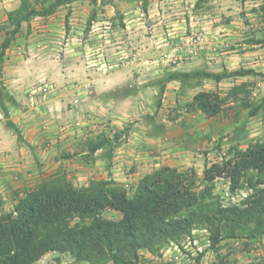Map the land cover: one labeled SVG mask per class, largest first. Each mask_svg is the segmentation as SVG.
Here are the masks:
<instances>
[{
    "label": "crops",
    "instance_id": "0c3cea01",
    "mask_svg": "<svg viewBox=\"0 0 264 264\" xmlns=\"http://www.w3.org/2000/svg\"><path fill=\"white\" fill-rule=\"evenodd\" d=\"M101 1L105 5L97 12L89 0H78L52 15L23 22L7 50V80L19 101L14 122L24 140L4 127L0 138L2 195L23 198L59 171L70 179L78 175L88 186L99 177H112L120 184L138 183L163 166L200 170L208 163L207 151L223 142L243 149L263 132L264 108L250 116L249 108L242 106L243 94L228 97L226 110L217 116L186 107L201 91L227 88L219 93L227 95L236 84L256 80V75L237 76L238 83L232 87H226L230 77L221 81L170 78L173 73L197 71L254 69L264 73V47L248 40L251 31L242 21L230 19L225 0H217V9L206 10L196 8L199 0L97 3ZM20 4L21 0H0V25ZM93 13L94 24L89 26ZM120 18L124 24L111 31L106 58L100 51L108 35L98 24ZM258 33L252 34L261 38ZM83 34L94 35L97 56L92 59L84 55L89 45ZM199 35L204 40H197ZM4 38L5 32L0 31V43ZM165 53L172 57L165 58ZM103 66L111 69L103 70ZM262 82L249 91L252 100L259 90L264 96ZM75 98H80L78 104L73 103ZM0 126H4L2 120ZM117 134L121 137L111 159L106 149L89 155L91 141L103 136L113 139ZM5 205L0 203V213ZM260 240L264 242V236Z\"/></svg>",
    "mask_w": 264,
    "mask_h": 264
},
{
    "label": "trees",
    "instance_id": "16d2710c",
    "mask_svg": "<svg viewBox=\"0 0 264 264\" xmlns=\"http://www.w3.org/2000/svg\"><path fill=\"white\" fill-rule=\"evenodd\" d=\"M75 1L78 0H21L20 6L8 13V21L0 25L5 32L0 43V77L7 50L23 22L52 15L59 7ZM262 12L264 16V4ZM260 74L254 69H239L174 73L171 78L221 81ZM243 86L235 85L229 95L237 98ZM243 100L242 106L249 108L250 116L264 108L263 100L257 104L247 96ZM226 102L227 97L218 92L201 91L190 105L207 116H217L226 110ZM120 137L117 134L113 139L103 136L91 141L89 155L106 149L111 159ZM220 177L229 180L232 193L244 189L246 196L239 202L225 204L214 191ZM200 182L194 168L163 166L144 175L130 193L112 177L80 187L67 173H54L30 189L12 211L0 215V264H36L54 250L90 264H145L142 250L159 253L166 244L182 239L197 227L210 232L212 247L226 239L264 236V140L251 143L246 149L232 147L222 162L207 163ZM107 209L122 215L119 219L108 218L103 214ZM210 264L232 262L228 255L218 254ZM246 264L262 262L252 260Z\"/></svg>",
    "mask_w": 264,
    "mask_h": 264
},
{
    "label": "rangeland",
    "instance_id": "374dc122",
    "mask_svg": "<svg viewBox=\"0 0 264 264\" xmlns=\"http://www.w3.org/2000/svg\"><path fill=\"white\" fill-rule=\"evenodd\" d=\"M90 1V0H89ZM98 1V0H97ZM226 1V6H229L231 14H229L230 19L232 20H239L242 21L248 29H250L251 33L247 36L248 40H256V42L261 43L262 47H264V16H263V12H262V5L264 4V0H225ZM91 6L94 7L93 10L94 11H98L103 9V6L105 5L104 1H101L100 4L99 2H95V3H91ZM96 4V5H95ZM65 6V5H64ZM219 6V3L217 2V0H199V2L196 5V8L198 10L203 9L206 10V7L208 9H217ZM221 6V5H220ZM66 7V6H65ZM247 8V9H245ZM233 16H236V18H233ZM95 20V15L94 13L91 14L88 25H93V21ZM100 22V21H99ZM124 24L123 19L120 18L117 21H109L108 23H102L101 25L98 24V26H102L105 30L107 31V39L104 42V45H102V51L101 54L104 55V57L107 58V52H106V48L109 47V45L112 42V36L111 35V31L114 29L115 26H120ZM90 28V27H89ZM253 29H255L257 32H259L258 34L261 35V38H256L255 36H253L252 33H254L256 35V31H254ZM1 31V30H0ZM4 32V31H2ZM201 35V34H200ZM200 35L197 37V40L201 41L204 40L203 35L200 37ZM93 34H83L81 37L87 39L86 44H88L89 46L87 47L88 49L85 51V57L86 58H94L96 57V52L93 48ZM121 36H124L123 34ZM261 41V42H260ZM107 45V46H106ZM102 55V57H103ZM164 57L169 59L170 54L165 53ZM7 58V57H6ZM6 58L4 60L3 63V71H2V76L0 77V81L2 82V85H0V89H2V91L0 92L1 94V98H0V120H2L4 122V126L1 127L0 126V138H2L4 132V127H7L10 131H13V133H16L19 135V137L24 140V135L22 134V131L18 128L15 127V116H17L18 114L15 113V105L19 104L18 99L14 96V94L12 93L13 91V86L10 85L9 81L7 80V75H6V69H5V63H6ZM111 67L110 66H103V70H110ZM228 70H225L221 73H224ZM210 72V71H208ZM231 72V71H228ZM215 73V72H214ZM174 74V73H173ZM171 74V75H173ZM167 78H169V76H167ZM171 78V76H170ZM231 79L228 81L229 85L226 87H232L233 83H238V77L234 76V77H230ZM259 81H258V80ZM264 80V73H261L260 75H256V80H248V81H244L241 82V84H236V85H244L243 86V91L240 92V94H243V98H245L246 96L249 97V91L254 90L256 87H258V83H261ZM263 83V82H262ZM2 87V88H1ZM234 87V86H233ZM261 88V86H259ZM48 88V87H47ZM46 89V88H45ZM227 91L226 90H219L218 93L222 92L225 93ZM230 91V90H229ZM215 92V91H213ZM263 90H259L257 95H254L255 99L252 100L251 97H249L250 101H255L257 100L258 102L260 101H264V96H262L263 94ZM261 93V94H259ZM253 96V95H252ZM221 97H232L234 99V97L232 95H229V92L227 95H222ZM74 101V100H73ZM192 102H190L186 107L187 108H192L191 104ZM26 105V104H23ZM258 140H264V130L263 132L257 137V139L252 142L255 143ZM232 147H238L236 144L235 145H226L224 142L223 144H219V146L215 147L213 150L211 151H207L210 152V155L207 156V162L209 164L213 163V162H222L225 158H227L229 156V153L232 149ZM248 147V146H247ZM246 145L243 147L247 148ZM239 148V147H238ZM195 169V168H194ZM204 168L198 170L195 169L197 172V177L199 179V182L202 181L203 177H204ZM43 174H47V173H43ZM89 174V173H88ZM100 175L102 173H99ZM78 175H75L73 177H71L72 181L77 185V186H85V181L82 179L78 178ZM16 179H19L18 177H16ZM91 179V178H89ZM100 179V177H99ZM99 179H95L92 178L91 181L93 180H99ZM103 179V178H101ZM90 184V183H89ZM137 182L134 181H123L122 185H129L130 189H128V191L130 193H133V191L135 190L136 186H137ZM200 186H202V183L200 182ZM215 193L220 195L221 198L224 200L225 204H230V203H236L239 202L245 195L244 193H246V190H239L235 193H232L230 190V183L229 180L227 178L224 177H220L215 181ZM0 203L2 205H5L6 208L3 209L2 213L4 212H9L12 211L15 207V205L20 201L21 198H9L8 194L6 195H2V193H0ZM0 213V215L2 214ZM104 216L108 217V218H113V219H119L121 217V213L115 210H111V209H107L104 211ZM205 229L203 227H197L196 229H194L192 231L191 234L183 237L180 240H176L174 242L179 243V244H184L185 245H189V240L188 237L190 236L192 239V244H190L189 250L182 249V253H179L177 251H170L168 252L166 249V245L162 248V250L159 253L156 254H152L151 252H149L148 250L144 249L141 251L142 257L144 259V263L145 264H210L211 262H213L215 260V258L217 257L218 254H224V255H228L232 264H245L248 263L252 260H257V261H261L262 264H264V252L258 254L256 251L257 249L260 250H264V242L262 240H260L261 238L258 239V241L256 242V240H247L244 238H238V239H226L224 241H222L217 247H212L211 245H208V238L210 237V234L207 233L206 231L202 230ZM196 230V231H195ZM263 238V237H262ZM170 243V242H169ZM202 249V250H199ZM56 252H50L48 254H46L44 260L45 262H38L36 264H52L51 260L52 259H58L60 263V258H56ZM74 264V263H73Z\"/></svg>",
    "mask_w": 264,
    "mask_h": 264
},
{
    "label": "built area",
    "instance_id": "2783aa9c",
    "mask_svg": "<svg viewBox=\"0 0 264 264\" xmlns=\"http://www.w3.org/2000/svg\"><path fill=\"white\" fill-rule=\"evenodd\" d=\"M79 102H80V98H75L74 101H73L74 104H78ZM125 187H126L127 190L130 189V186L129 185H125ZM246 194H247V192L244 193L245 196H246ZM202 230H204V231H206L207 233L210 234V232L207 229H202ZM188 240H189L188 241L189 242V245L192 244L193 241H192V239H191L190 236L188 237ZM208 245L209 246L211 245L210 237L208 238ZM188 246L185 245V243L181 245L179 243H176L174 241H171L170 243H168L166 245V249H167L168 252L174 250V251H177L179 253H182L183 247H184V249L189 250V247ZM199 250H202V249L199 248ZM51 252H56V254H57L56 255L57 256L56 258H60V263L59 264H73V263L74 264H90L89 262H86V261H79V260H77V258H75L70 253L60 252V251H57V250H54V251H51ZM48 253H50V252H48ZM45 256L46 255H44L38 262H45V260H44ZM58 262H59L58 259H52L51 260V263L52 264H58Z\"/></svg>",
    "mask_w": 264,
    "mask_h": 264
}]
</instances>
